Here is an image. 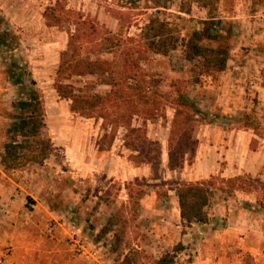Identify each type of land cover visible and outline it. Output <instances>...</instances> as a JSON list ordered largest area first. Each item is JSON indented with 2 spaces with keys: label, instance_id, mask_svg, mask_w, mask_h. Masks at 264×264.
Returning <instances> with one entry per match:
<instances>
[{
  "label": "rangeland",
  "instance_id": "374dc122",
  "mask_svg": "<svg viewBox=\"0 0 264 264\" xmlns=\"http://www.w3.org/2000/svg\"><path fill=\"white\" fill-rule=\"evenodd\" d=\"M184 4L192 5L191 16L181 13ZM52 7L69 22L51 25L47 12ZM215 15V30L231 59L226 72L188 88L201 109L195 125L197 149L184 168L171 170L172 108L147 124L142 118L133 120L134 127L146 126L149 138L162 146L160 163L140 165L126 146L127 128L74 112L71 102L56 90L57 72L71 56V37L78 24L90 34L83 56L114 61L120 68V53L127 46L142 45L151 17L184 24L188 17L208 20L209 9L193 0H0V23L16 39L15 51L0 49V161L11 140L13 105L25 97V87L9 78L13 61L31 73V85L45 103L47 135L55 146L43 166L30 164L7 172L0 164V264H117L114 233L99 237L108 220L124 209L129 234L121 244L122 253L135 249L145 261L182 243L186 249L177 264H194L203 231L181 225L177 194L169 190L184 182H216L209 209L212 219L218 217L216 204L250 197L258 204L259 225H264V0H220ZM137 57L149 78L161 81L160 93H171L174 80H190L191 64L182 50L167 57L147 52ZM115 76L119 78L89 75L65 83L73 84L79 94L107 95ZM78 147L83 154L76 152ZM239 178L257 189L249 193L240 181L233 187L229 180ZM134 202L139 203L135 210ZM79 240L86 250H78Z\"/></svg>",
  "mask_w": 264,
  "mask_h": 264
},
{
  "label": "trees",
  "instance_id": "16d2710c",
  "mask_svg": "<svg viewBox=\"0 0 264 264\" xmlns=\"http://www.w3.org/2000/svg\"><path fill=\"white\" fill-rule=\"evenodd\" d=\"M193 1L202 8L209 9L211 17L208 20L188 17L183 20L184 24H179L151 17L143 29L142 45L127 46L125 52L120 53L122 60L116 59L122 63L120 68H117L114 61L93 59L90 55L83 56L84 51L89 48L87 44L90 34L84 29L86 26L78 24V29L71 37V56L68 55L70 58L64 60L58 68L56 90L60 97L69 100L72 110L86 118L100 117L117 128L126 127L129 131L126 146L135 152L133 160L137 164L160 163L162 146L159 141L149 138L146 126L134 127L133 120L142 118L144 124H147L150 120L166 116V110L170 107L175 111V116L170 135L169 166L171 170L184 168L187 157L193 155L197 149L195 125L201 114L199 105L189 97L188 88L228 69L231 51L227 46L221 45V33L215 30V13L218 11L220 0ZM160 7L166 8L162 5L158 6ZM181 13L191 16L192 5L186 7L184 4ZM47 20L53 26H63L69 22L60 10L53 7L47 12ZM15 44L16 39L11 30L4 29L0 23V49L15 51ZM98 50L100 52L102 49ZM178 50H182L184 58L191 64L190 80H174L171 93H160L158 87L161 81L149 78L137 55L147 52L167 57ZM24 70L17 61H13L8 68L9 78L25 87V97L13 105V123L8 130L11 140L5 144L1 154L0 164L7 172L24 169L30 164L43 166L55 149L47 135L44 100L39 91L31 85V73L28 74ZM108 74H117L119 78L115 76L116 79L109 82L113 89L107 95L79 94L73 84L65 83L75 77ZM153 88L154 91L151 90ZM229 181L233 187L240 181L243 189L248 187L249 193L256 188L241 178ZM216 187L215 181L184 182L170 187L169 190L177 194L184 228L210 224L209 209ZM138 205L139 203L134 202V210ZM125 214V209L119 210L102 228L99 237L101 239L114 233L113 250L120 256L117 264H177L179 255L186 249L182 243L159 258H146L145 261L137 257L135 249L128 254L122 253L121 244L129 234V221Z\"/></svg>",
  "mask_w": 264,
  "mask_h": 264
},
{
  "label": "crops",
  "instance_id": "0c3cea01",
  "mask_svg": "<svg viewBox=\"0 0 264 264\" xmlns=\"http://www.w3.org/2000/svg\"><path fill=\"white\" fill-rule=\"evenodd\" d=\"M80 148L76 152L83 154L85 150ZM175 204L181 220L179 200ZM216 208L218 217L212 219L210 214V224L188 228L203 231L199 240L202 247L195 253L194 264H264V225H259L260 218L255 216L260 213L258 204L248 197L241 202L230 199L218 203ZM224 214L226 217L222 219ZM34 221L36 225L39 218Z\"/></svg>",
  "mask_w": 264,
  "mask_h": 264
},
{
  "label": "built area",
  "instance_id": "2783aa9c",
  "mask_svg": "<svg viewBox=\"0 0 264 264\" xmlns=\"http://www.w3.org/2000/svg\"><path fill=\"white\" fill-rule=\"evenodd\" d=\"M80 231L81 230L79 229L78 232H80ZM76 246H77L78 250H80V251L86 250V244L82 240L77 241ZM89 258H91V256H89ZM92 258L95 260L93 262H98V260L95 259L96 257H92Z\"/></svg>",
  "mask_w": 264,
  "mask_h": 264
}]
</instances>
